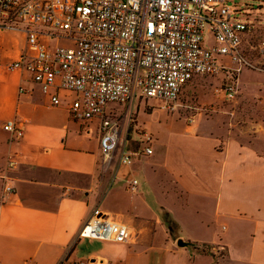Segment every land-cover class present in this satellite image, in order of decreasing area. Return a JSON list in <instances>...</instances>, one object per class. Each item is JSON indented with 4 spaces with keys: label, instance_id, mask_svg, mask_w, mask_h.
Returning <instances> with one entry per match:
<instances>
[{
    "label": "crops",
    "instance_id": "obj_1",
    "mask_svg": "<svg viewBox=\"0 0 264 264\" xmlns=\"http://www.w3.org/2000/svg\"><path fill=\"white\" fill-rule=\"evenodd\" d=\"M233 1L254 25L243 35L245 53L264 62V0ZM25 41L21 31L0 30V264H264V97L257 123L225 130L207 131L165 104L143 111L122 131L131 161L120 160V149L105 159L97 119L69 113L73 93L43 92L28 72L9 67ZM211 76L222 81L225 72ZM113 107L135 112L131 103ZM7 120L22 127L20 139L3 128ZM142 130L153 137L149 155ZM5 182L12 191L4 193ZM94 208L128 225L132 239L79 237Z\"/></svg>",
    "mask_w": 264,
    "mask_h": 264
},
{
    "label": "built area",
    "instance_id": "obj_2",
    "mask_svg": "<svg viewBox=\"0 0 264 264\" xmlns=\"http://www.w3.org/2000/svg\"><path fill=\"white\" fill-rule=\"evenodd\" d=\"M241 15L233 0H0V30L21 31L26 40L9 67L28 72L43 92L73 93L67 102L70 115L97 119L102 156L120 149L124 163L131 157L124 151L122 131L132 110L120 115L113 104L131 103L138 96L174 107L190 81L220 71L225 77L216 90L233 99L235 74L242 67L260 68L243 49V35L254 25ZM53 39L59 42L51 47ZM257 50L264 55V40ZM219 58L225 60L219 63ZM50 99L61 104L56 91ZM2 126L12 140L23 135L14 120ZM152 140L151 132L142 130V153L151 154ZM14 164L7 159L8 167ZM136 185L132 179L130 190ZM12 189L4 183V193ZM78 236L128 242L133 234L128 225L94 208Z\"/></svg>",
    "mask_w": 264,
    "mask_h": 264
},
{
    "label": "rangeland",
    "instance_id": "obj_3",
    "mask_svg": "<svg viewBox=\"0 0 264 264\" xmlns=\"http://www.w3.org/2000/svg\"><path fill=\"white\" fill-rule=\"evenodd\" d=\"M255 3V5L258 4ZM57 42L59 40L53 39L50 43L51 47ZM222 62L223 59L219 58V63ZM254 63L260 68L242 67L241 73L235 74L238 78V91L233 99L225 98L220 90H216L222 84L220 78L200 76L186 86L174 107L166 106L164 110H167L169 114L174 113L175 116L186 119L189 123L194 120L200 121L207 131H213L217 127L225 130L226 127L257 123L259 117L262 116L258 103L264 97V62L254 60ZM150 101L147 102L144 98L139 99L138 97L133 99L131 106L135 112L131 113L128 126L136 122L138 113L150 112L153 108H162L164 104L157 100V105L151 106L148 104Z\"/></svg>",
    "mask_w": 264,
    "mask_h": 264
},
{
    "label": "water",
    "instance_id": "obj_4",
    "mask_svg": "<svg viewBox=\"0 0 264 264\" xmlns=\"http://www.w3.org/2000/svg\"><path fill=\"white\" fill-rule=\"evenodd\" d=\"M177 244L178 245H187V244H190V242L183 241L182 239L178 238L177 239Z\"/></svg>",
    "mask_w": 264,
    "mask_h": 264
}]
</instances>
